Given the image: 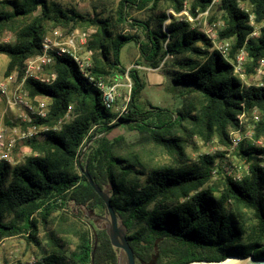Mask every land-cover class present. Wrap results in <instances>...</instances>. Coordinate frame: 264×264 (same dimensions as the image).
<instances>
[{
  "label": "trees",
  "instance_id": "16d2710c",
  "mask_svg": "<svg viewBox=\"0 0 264 264\" xmlns=\"http://www.w3.org/2000/svg\"><path fill=\"white\" fill-rule=\"evenodd\" d=\"M210 2L120 0L113 17H100L66 10L46 0H0V33L14 35L13 43L0 44V53L8 58L5 76L13 70L20 72L24 60L39 53L42 36L62 25L94 29L87 40L93 76L108 84L124 74L130 80L129 98L121 113L105 108L100 92L68 56L55 57L57 76L51 84L27 81L31 96L42 94L49 99L48 117L39 122L54 123L69 107L71 117L60 130L27 140L32 154L23 162L0 163V241L23 235L42 252L32 263L18 264H117V250L111 246L105 228L94 226L92 232L87 227L75 228L77 242L68 254L52 232L48 249L37 239L51 213L69 202L106 211L82 169L99 188L109 185L110 204L126 229L135 264L264 256V160L257 157L264 149L241 144L235 150L234 154L247 162L239 179L224 173L212 180L217 155L203 154L191 164L183 160L191 138L204 142L215 138L228 147V131L238 126L243 110L253 107L261 113L254 135L264 138V68L258 83L245 84L201 30L192 27L186 17L166 10L177 14L186 9L194 18ZM160 4L165 9L159 13L132 15L133 11L157 10ZM217 13L222 22L218 35L230 40L229 59L244 49V72L254 75L259 59L264 58V0H219L209 22ZM250 15H254L253 24ZM129 42L138 50L136 64L166 67L168 88L179 100L174 109L142 98L145 81L137 68L126 69L120 60V51ZM118 126H125L136 138L130 140L123 134L108 137ZM92 133L95 138L83 161L78 162L81 148ZM149 143L175 155L177 163L145 161L142 147ZM221 172L216 168L215 174ZM243 209L251 211L254 218L247 233Z\"/></svg>",
  "mask_w": 264,
  "mask_h": 264
},
{
  "label": "rangeland",
  "instance_id": "374dc122",
  "mask_svg": "<svg viewBox=\"0 0 264 264\" xmlns=\"http://www.w3.org/2000/svg\"><path fill=\"white\" fill-rule=\"evenodd\" d=\"M47 3H57L63 9H74L75 11L86 15L93 16L94 14H98L100 17L108 16L113 17L114 12L118 6L120 0H46ZM163 9H165L164 4H160L157 10L148 11H133L132 15L139 17H146L149 14L159 13ZM167 12L171 9H166ZM39 12V7L34 11V14ZM178 17L184 18V15H175ZM210 16V15H209ZM215 20H221L220 13L214 14ZM169 19H167L164 24L168 23ZM191 26L194 28L200 29L202 26L201 20H193L189 21ZM55 27H61L64 30H70V27H64L62 25H58ZM52 27L50 30H52ZM81 26H77L74 28H80ZM90 28V27H89ZM126 30L129 27L124 26ZM93 29V28H91ZM49 30V31H50ZM94 30V29H93ZM256 36V35H255ZM14 35L5 31L0 33V44L13 43ZM138 56V50L136 46L132 43H126L123 45L120 51V60L122 65L125 66L126 69H129L133 65H137V70L139 71L141 77L146 83L144 90L141 93L142 98L145 101H149L153 105H158L162 107H168L170 109H174L175 106L178 105L179 100L176 99L175 94L171 89L168 88L169 76L165 75L166 67L160 66L158 68H150L145 65H138L135 63ZM8 58L5 54L0 53V80L5 76L4 70L6 68ZM133 66V67H134ZM169 69L173 70V65H169ZM15 71V70H13ZM12 72V71H11ZM259 78L254 76L246 75V81L248 84H256ZM115 82L119 84L117 87V95L116 100L113 106L114 113L124 112L122 110L126 107V101L129 98V87L130 80L126 74L121 75L116 78ZM6 112L8 115H15V110L10 108H5V102L3 96L0 95V114ZM71 117V111H70ZM69 120V119H68ZM58 121V120H57ZM55 121L54 123H56ZM13 126L14 124H8ZM47 125H53V123H48ZM20 128L27 127V124H16ZM123 134L127 136L130 140H134L136 138V134L128 131L125 126H118L112 131H110L107 135L112 138L116 135ZM93 135V133H92ZM42 137L32 138V139H41ZM95 135L90 137L87 141L84 142L81 150L87 145L85 150L91 144ZM29 140V139H28ZM91 140V141H90ZM90 141V143H88ZM145 145V146H144ZM142 147L143 155L145 161L148 162H157V163H166V162H176V156L171 155L166 149L161 148L159 146H155L153 143L144 144ZM84 150V152H85ZM83 152V155H84ZM185 156L183 160L186 164H191L193 162H197L199 157L203 154H211L217 155L214 160V167L218 168L220 171L224 169L225 165H233L236 164L241 166V171L246 169L247 162L245 159L240 158L238 155H235L234 152H228L226 147L221 145L215 138L208 140L207 142L201 141L197 138H191L187 141L185 145ZM10 154L12 157L11 165L23 162L28 156L32 154L30 147L27 145V140H16L14 145L10 149ZM83 155L80 160L83 161ZM221 176H224V171L221 174H213L212 180H217ZM209 184V183H208ZM207 184V185H208ZM104 190L109 191L110 187L108 184H105L103 187ZM63 212V213H62ZM66 213V214H64ZM242 221L244 223L246 233L250 230L251 226L254 223V218L251 211L247 209L242 210ZM107 216L106 211L98 212L97 210L92 211L88 210L84 206L76 205L72 202L67 203L65 207L61 209L55 210L48 217V223L46 226H41L39 232L37 233V239L40 241L42 248H49L48 246V236L50 232H52L57 238L60 239V244H62L67 252H71L75 248V243L77 242L76 235L74 234V229L79 228H89L92 232V228L94 226L96 228H105L107 225V221L105 217ZM119 220V219H118ZM120 222V220H119ZM121 223V222H120ZM62 239V240H61ZM117 250V264H125V255L124 253ZM42 256V252L40 247L36 246L34 242L28 241L23 235H16L12 237L4 238L0 241V264H18V263H32L35 259Z\"/></svg>",
  "mask_w": 264,
  "mask_h": 264
},
{
  "label": "built area",
  "instance_id": "2783aa9c",
  "mask_svg": "<svg viewBox=\"0 0 264 264\" xmlns=\"http://www.w3.org/2000/svg\"><path fill=\"white\" fill-rule=\"evenodd\" d=\"M218 2L219 0H211L207 9L198 13L194 18L188 14L186 9H183L177 14L172 10H169L168 13L184 15L188 21L202 19L203 24L199 30L210 40L212 48L216 49L232 64L234 74L245 84H248L244 72V65L247 60L246 51L240 49L235 59H229L230 40L220 39L218 35V31L222 27L221 20L209 22V15ZM239 5L242 8L245 7L244 2H240ZM249 19L250 23L253 24L254 15H250ZM93 32L94 30L91 28H72L67 31L61 27H55L47 31L42 36L39 53L28 56L24 60L20 72L17 70L12 71L0 80V95L4 98L5 108L15 110L14 117L8 115L6 112L0 114V163H12L10 149L16 140L44 137L46 132L50 130H60L62 124L70 119L69 107L64 116L58 119L56 123H53V125L39 122L38 120L48 117L49 99L46 95L42 94L31 96L26 84L29 79L44 85L51 84L57 76L56 71L53 69L55 57L57 56L64 55L71 58L76 64L79 73L100 92L105 108H113L119 84L117 82L108 84L103 78L95 77L90 72L92 59L91 52L87 49V40ZM257 33L258 27L255 28L252 35H256ZM134 67L138 66L135 65ZM263 68L264 58H261L258 61V66L254 73V76L258 77L259 80L263 74ZM128 87L130 88V84H128ZM124 109L125 107L122 110ZM4 117H6V121H4ZM260 118L261 113L256 107L247 111L243 110L238 115V126L228 131L229 143L228 147H226L228 152H235L241 144L249 145L257 149H264V138H256L254 135L256 124ZM8 124L14 125L10 126ZM16 124H27V127L23 129L16 126ZM257 157L264 160V152L258 153ZM261 165L264 166V162ZM223 171L225 174L239 179L246 169L241 171V166L228 164L224 166ZM212 173H216V168L212 170Z\"/></svg>",
  "mask_w": 264,
  "mask_h": 264
},
{
  "label": "water",
  "instance_id": "95a60500",
  "mask_svg": "<svg viewBox=\"0 0 264 264\" xmlns=\"http://www.w3.org/2000/svg\"><path fill=\"white\" fill-rule=\"evenodd\" d=\"M90 141L88 143H90ZM87 145L80 151V154L78 156V162L80 161V158L83 155V152L85 148L87 147ZM82 172L85 175L90 186L93 188V190L96 192V194L99 196V198L103 201L105 205L106 212H107V216L105 217V220L107 221L105 231L107 233L111 246L116 249L121 250L124 253L125 264H135L133 250L131 246L129 245L128 240L126 238V229L119 222L118 217L115 211L113 210L112 205L110 204L109 193L106 190L99 188L93 182L92 178L89 176V174L87 173L85 169H82ZM203 262H207V261H203ZM227 264H264V256L256 258L253 255H247L243 257L234 258Z\"/></svg>",
  "mask_w": 264,
  "mask_h": 264
},
{
  "label": "bare ground",
  "instance_id": "6f19581e",
  "mask_svg": "<svg viewBox=\"0 0 264 264\" xmlns=\"http://www.w3.org/2000/svg\"><path fill=\"white\" fill-rule=\"evenodd\" d=\"M234 258H238V257H234V256H230L222 261H216V262H191V263H188V264H227L229 263L231 260H233Z\"/></svg>",
  "mask_w": 264,
  "mask_h": 264
},
{
  "label": "crops",
  "instance_id": "0c3cea01",
  "mask_svg": "<svg viewBox=\"0 0 264 264\" xmlns=\"http://www.w3.org/2000/svg\"><path fill=\"white\" fill-rule=\"evenodd\" d=\"M4 121H6V117H4Z\"/></svg>",
  "mask_w": 264,
  "mask_h": 264
}]
</instances>
